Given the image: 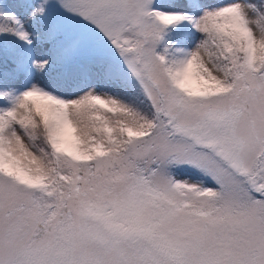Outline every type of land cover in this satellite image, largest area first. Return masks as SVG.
I'll list each match as a JSON object with an SVG mask.
<instances>
[{"label":"snow or ice","instance_id":"snow-or-ice-1","mask_svg":"<svg viewBox=\"0 0 264 264\" xmlns=\"http://www.w3.org/2000/svg\"><path fill=\"white\" fill-rule=\"evenodd\" d=\"M0 264H264V0H0Z\"/></svg>","mask_w":264,"mask_h":264},{"label":"trees","instance_id":"trees-1","mask_svg":"<svg viewBox=\"0 0 264 264\" xmlns=\"http://www.w3.org/2000/svg\"><path fill=\"white\" fill-rule=\"evenodd\" d=\"M177 41H180V37H177L176 40L174 41V43H176ZM182 43V41H181ZM178 47L180 46L179 44L177 45Z\"/></svg>","mask_w":264,"mask_h":264}]
</instances>
